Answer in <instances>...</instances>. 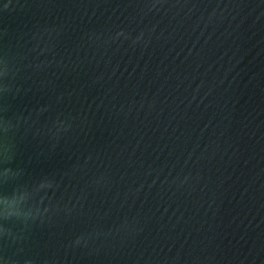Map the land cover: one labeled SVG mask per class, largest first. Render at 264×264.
Here are the masks:
<instances>
[{
  "label": "water",
  "instance_id": "water-1",
  "mask_svg": "<svg viewBox=\"0 0 264 264\" xmlns=\"http://www.w3.org/2000/svg\"><path fill=\"white\" fill-rule=\"evenodd\" d=\"M0 264H264V0H0Z\"/></svg>",
  "mask_w": 264,
  "mask_h": 264
}]
</instances>
